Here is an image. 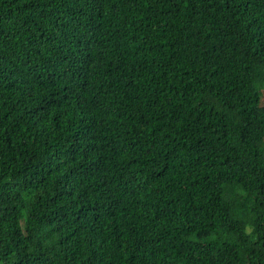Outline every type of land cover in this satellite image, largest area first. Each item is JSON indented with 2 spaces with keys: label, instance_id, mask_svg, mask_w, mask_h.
<instances>
[{
  "label": "trees",
  "instance_id": "1",
  "mask_svg": "<svg viewBox=\"0 0 264 264\" xmlns=\"http://www.w3.org/2000/svg\"><path fill=\"white\" fill-rule=\"evenodd\" d=\"M0 264H264V0H0Z\"/></svg>",
  "mask_w": 264,
  "mask_h": 264
}]
</instances>
